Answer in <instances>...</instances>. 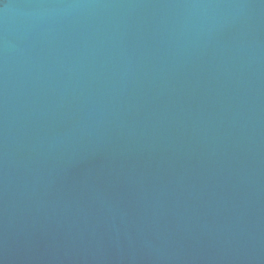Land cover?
Segmentation results:
<instances>
[{"label": "water", "instance_id": "obj_1", "mask_svg": "<svg viewBox=\"0 0 264 264\" xmlns=\"http://www.w3.org/2000/svg\"><path fill=\"white\" fill-rule=\"evenodd\" d=\"M0 264H264V0H0Z\"/></svg>", "mask_w": 264, "mask_h": 264}]
</instances>
